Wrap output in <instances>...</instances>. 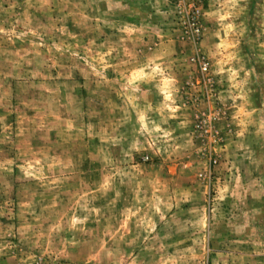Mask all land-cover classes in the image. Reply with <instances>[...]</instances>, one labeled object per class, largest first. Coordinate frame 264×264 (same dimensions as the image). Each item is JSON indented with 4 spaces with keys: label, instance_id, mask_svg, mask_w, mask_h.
Returning <instances> with one entry per match:
<instances>
[{
    "label": "rangeland",
    "instance_id": "rangeland-1",
    "mask_svg": "<svg viewBox=\"0 0 264 264\" xmlns=\"http://www.w3.org/2000/svg\"><path fill=\"white\" fill-rule=\"evenodd\" d=\"M0 264H264V0H0Z\"/></svg>",
    "mask_w": 264,
    "mask_h": 264
}]
</instances>
